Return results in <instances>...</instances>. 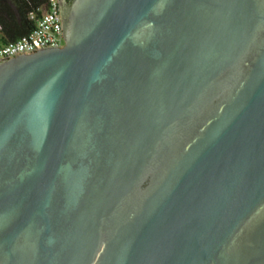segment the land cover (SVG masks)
Wrapping results in <instances>:
<instances>
[{
    "label": "water",
    "instance_id": "obj_1",
    "mask_svg": "<svg viewBox=\"0 0 264 264\" xmlns=\"http://www.w3.org/2000/svg\"><path fill=\"white\" fill-rule=\"evenodd\" d=\"M0 61V264H264V0H71Z\"/></svg>",
    "mask_w": 264,
    "mask_h": 264
},
{
    "label": "built area",
    "instance_id": "obj_2",
    "mask_svg": "<svg viewBox=\"0 0 264 264\" xmlns=\"http://www.w3.org/2000/svg\"><path fill=\"white\" fill-rule=\"evenodd\" d=\"M60 1L46 0L39 9V15L30 14L29 19L35 22V27L30 33L13 42L0 41V61L20 54H31L38 50L63 47Z\"/></svg>",
    "mask_w": 264,
    "mask_h": 264
},
{
    "label": "trees",
    "instance_id": "obj_3",
    "mask_svg": "<svg viewBox=\"0 0 264 264\" xmlns=\"http://www.w3.org/2000/svg\"><path fill=\"white\" fill-rule=\"evenodd\" d=\"M45 1L0 0V41L13 42L30 33L35 27V22L30 20L29 16L31 13L39 15V9Z\"/></svg>",
    "mask_w": 264,
    "mask_h": 264
},
{
    "label": "flooded vegetation",
    "instance_id": "obj_4",
    "mask_svg": "<svg viewBox=\"0 0 264 264\" xmlns=\"http://www.w3.org/2000/svg\"><path fill=\"white\" fill-rule=\"evenodd\" d=\"M68 0H64L61 4V11H64L65 7L68 5Z\"/></svg>",
    "mask_w": 264,
    "mask_h": 264
}]
</instances>
